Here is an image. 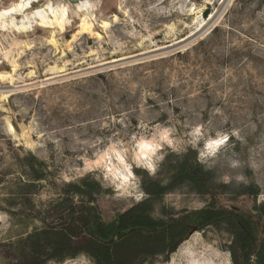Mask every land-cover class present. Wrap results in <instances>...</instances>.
<instances>
[{"label": "rangeland", "instance_id": "obj_1", "mask_svg": "<svg viewBox=\"0 0 264 264\" xmlns=\"http://www.w3.org/2000/svg\"><path fill=\"white\" fill-rule=\"evenodd\" d=\"M17 2L0 0V12ZM91 2V34L80 33L68 0L64 32L33 24L18 33L9 17L0 26V264H18L30 235L61 222L58 204L87 206L70 187L85 179L100 186L95 205L107 223L158 184L167 191L154 218L216 208L259 226L264 0ZM182 161L208 173L209 192L173 180ZM232 241L227 226L206 227L152 264H234Z\"/></svg>", "mask_w": 264, "mask_h": 264}, {"label": "trees", "instance_id": "obj_2", "mask_svg": "<svg viewBox=\"0 0 264 264\" xmlns=\"http://www.w3.org/2000/svg\"><path fill=\"white\" fill-rule=\"evenodd\" d=\"M33 171L36 180H42L40 172ZM172 178L177 183L188 182L205 193L212 189L208 173L188 161L172 166ZM70 187L75 198H88L87 206H83V202L75 205L70 200L58 204L54 209L57 212L61 209L66 215L60 217L61 222L55 227L28 237V250L21 255L18 264L63 263L79 255L89 256L95 264H152L158 256L169 258L175 253L194 227L203 230L224 225L233 235L229 251L234 264H264V204L258 209L259 226L249 217L216 208L157 219L152 216L153 202L164 195L167 188L153 184L147 189L148 200L107 223L95 205L94 196L100 187L96 182L85 179Z\"/></svg>", "mask_w": 264, "mask_h": 264}, {"label": "bare ground", "instance_id": "obj_3", "mask_svg": "<svg viewBox=\"0 0 264 264\" xmlns=\"http://www.w3.org/2000/svg\"><path fill=\"white\" fill-rule=\"evenodd\" d=\"M42 1H45V3L41 7L34 8V5L40 4ZM66 1L65 3L55 4L51 0H18L15 5L0 12V26L4 24L5 18L9 17L11 25L18 33L31 31L33 24L40 28L57 29L60 32H64L72 25L70 4L66 3ZM76 7L77 11L82 15L80 33L91 34L92 25L90 22L93 21L95 16L93 3L91 0H82ZM17 16H21V18ZM104 25L107 27L108 23ZM9 128L13 131L11 125Z\"/></svg>", "mask_w": 264, "mask_h": 264}, {"label": "clouds", "instance_id": "obj_4", "mask_svg": "<svg viewBox=\"0 0 264 264\" xmlns=\"http://www.w3.org/2000/svg\"><path fill=\"white\" fill-rule=\"evenodd\" d=\"M221 141H222V140H219V141H215V142L209 144V145H208L209 149H210V150H213V149L215 148L216 144H219ZM157 147H158V145H157ZM158 159H160V158L158 157ZM148 167H149V168H152L153 166H152L151 163H149V164H148ZM117 178H119V177H117ZM125 179H126V178H125ZM136 198H137V199H140L139 196H137Z\"/></svg>", "mask_w": 264, "mask_h": 264}, {"label": "water", "instance_id": "obj_5", "mask_svg": "<svg viewBox=\"0 0 264 264\" xmlns=\"http://www.w3.org/2000/svg\"><path fill=\"white\" fill-rule=\"evenodd\" d=\"M80 1H82V0H68V2L71 3V4H78ZM197 231H198V229L196 227H194L190 234H194Z\"/></svg>", "mask_w": 264, "mask_h": 264}, {"label": "snow or ice", "instance_id": "obj_6", "mask_svg": "<svg viewBox=\"0 0 264 264\" xmlns=\"http://www.w3.org/2000/svg\"><path fill=\"white\" fill-rule=\"evenodd\" d=\"M220 143H223V141H221Z\"/></svg>", "mask_w": 264, "mask_h": 264}]
</instances>
